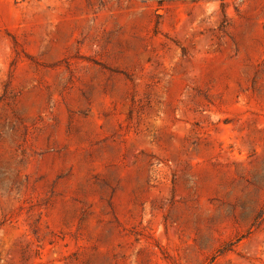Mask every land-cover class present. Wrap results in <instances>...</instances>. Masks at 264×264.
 I'll return each instance as SVG.
<instances>
[{"label":"rangeland","instance_id":"obj_1","mask_svg":"<svg viewBox=\"0 0 264 264\" xmlns=\"http://www.w3.org/2000/svg\"><path fill=\"white\" fill-rule=\"evenodd\" d=\"M0 264H264V0H0Z\"/></svg>","mask_w":264,"mask_h":264}]
</instances>
